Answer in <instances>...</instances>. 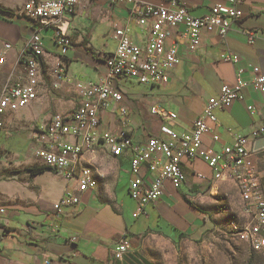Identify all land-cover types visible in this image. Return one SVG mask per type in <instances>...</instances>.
Masks as SVG:
<instances>
[{
    "label": "crops",
    "instance_id": "obj_1",
    "mask_svg": "<svg viewBox=\"0 0 264 264\" xmlns=\"http://www.w3.org/2000/svg\"><path fill=\"white\" fill-rule=\"evenodd\" d=\"M37 1L46 0H0V10L11 12L0 11V42L13 45L8 56L12 65L25 49L32 32L28 20L22 16L23 11ZM135 1L169 7L172 0ZM182 3L197 18L208 16L215 4H229L228 0H182ZM131 8L128 1L111 5L110 0H80L75 15L69 19L71 45L65 55L54 43V30L43 31H52L50 40L54 48L59 49L55 55L46 52L42 33L43 70L55 80L57 65L62 61L71 76L84 80L102 79L104 68L94 54L115 51L113 26L124 25ZM238 9L244 18L233 26L226 44L215 32L203 33L200 49L192 54L182 37L184 27L173 31L166 48L178 45L180 63L169 83L159 88L144 86L151 89L142 96L150 101L148 104L142 98L125 94L123 106L130 110L129 121L135 129L136 141L144 142L160 135L161 121L149 113L154 104L175 112L179 118L175 130L186 132L201 117L209 99L217 97L224 85L235 84L238 72L248 84L256 76L264 75V0H244ZM254 29L259 31L258 37L254 44H249L245 32ZM134 36L139 39L140 31L134 30ZM227 50L237 58L236 64L222 61ZM57 92L66 95V90ZM243 94L244 101L215 112L219 126L212 127L221 142L212 143L208 136L203 151H219L223 145L232 144L229 131L250 136L254 130L264 127V92L249 85ZM54 104L57 107L58 104ZM68 105L69 109H74V103L69 101ZM48 107V103L38 102L25 114L37 119ZM248 107H253L255 113L251 114ZM103 117L113 125L110 116L103 114ZM40 123L44 122L36 125ZM31 137L32 132L30 143ZM97 156L96 167L103 160L108 167L104 170L97 167L103 178L93 195L83 197L81 206L66 205L56 209L57 202L66 193L67 183L52 171L34 177L22 174L0 181V264H162L166 249L205 242L217 230L214 218L188 201L189 194L199 190L206 192L204 198L211 196L210 186L196 177L197 174L207 179L212 177L210 168L201 159L183 164L186 181L179 189L166 183L159 201L139 212L128 193L129 158H115L102 151ZM123 178L126 186L122 191L120 180ZM124 241L129 251L118 259L116 250Z\"/></svg>",
    "mask_w": 264,
    "mask_h": 264
},
{
    "label": "built area",
    "instance_id": "obj_2",
    "mask_svg": "<svg viewBox=\"0 0 264 264\" xmlns=\"http://www.w3.org/2000/svg\"><path fill=\"white\" fill-rule=\"evenodd\" d=\"M125 1L130 2L132 8L124 25L113 26L115 51L94 54L102 63L104 77L84 80L71 76L61 61L54 74L52 89L66 90L73 96L74 109L66 114H53L47 122L36 125L32 130L31 152L23 157L15 155V163L45 167L61 174L67 187L65 195L56 204L59 210L66 205L81 206L84 196L97 191L103 178L96 167L99 151L115 158L128 157V193L138 211L144 212L149 205L159 201L165 193L166 183H171L175 189L185 183L182 170L185 162L201 159L210 168L212 177L207 179L201 174L196 177L210 186L211 196L219 192L221 184H232L239 193L247 221L232 222L230 232L252 252L264 257V185L256 157L260 152L253 150L254 142L264 136V127L254 130L250 136L229 131L232 144L223 145L219 151H203L208 136L212 143L221 142L212 127L219 126L215 112L244 101L243 92L249 85L264 92V75L256 76L248 84L238 72L235 84L224 85L217 97L209 99L201 117L186 132L175 130L179 119L175 112L154 104L149 113L161 121L160 135L144 142L134 138L130 110L123 106L126 93L119 85L123 81L136 80L142 86H166L180 63L178 45L166 48V41L173 31L184 27L182 37L192 54L200 49L203 33L215 32L226 44L233 26L244 18L238 9L244 0H228V5L215 4L208 16L200 18L192 16L182 0H172L169 7L135 0H110V4ZM79 3L80 0L37 1L23 11L22 16L28 20L32 32L0 92V137L6 131L8 115L29 108L38 99L44 75L41 61L43 31L54 30V43L65 55L71 45L69 19L75 15ZM136 29L140 31L139 39L134 36ZM258 33L256 29L245 32L249 44H254ZM12 50L11 43L0 42V65L8 62ZM221 59L232 64L238 62L229 50ZM248 110L255 113L253 107ZM103 114L113 119V125L104 120ZM90 155L93 156L88 158ZM205 194L204 190L190 193L188 201L196 204ZM1 249L0 243V254ZM128 251V243L121 242L115 257L120 259Z\"/></svg>",
    "mask_w": 264,
    "mask_h": 264
},
{
    "label": "rangeland",
    "instance_id": "obj_3",
    "mask_svg": "<svg viewBox=\"0 0 264 264\" xmlns=\"http://www.w3.org/2000/svg\"><path fill=\"white\" fill-rule=\"evenodd\" d=\"M50 32L43 33L47 47L45 51L55 55L59 49L52 45ZM13 66L14 64L9 62L0 65V92L9 78ZM53 82L52 77L47 74V71H44L38 99L29 108L6 119V131L0 140V181H7L8 178L14 176L19 177L24 174L26 169L33 166L26 163L16 164L15 155L23 157L31 152L32 144L29 142V138L38 122H45L51 114H65L71 111L68 102L74 103V97L69 93L61 95L54 91L52 89ZM121 86L131 98H142L144 93L151 91L150 88L138 84L136 80L123 81ZM143 100L147 104L150 102L147 99ZM38 102L48 103V109L43 110L37 119L28 117L25 113ZM54 103L58 104L57 107ZM92 156L90 155L88 158ZM256 157L264 184V152L259 153ZM100 164L102 166L97 165L100 170L108 167L104 160ZM125 186L126 181L123 178L120 180L122 191ZM196 204L214 218L217 230L205 242L187 243L183 248L166 249L167 254L162 264H264L263 256L254 254L245 244L234 238L229 230L232 222L247 221L239 193L234 185L225 184L214 196L208 195Z\"/></svg>",
    "mask_w": 264,
    "mask_h": 264
},
{
    "label": "trees",
    "instance_id": "obj_4",
    "mask_svg": "<svg viewBox=\"0 0 264 264\" xmlns=\"http://www.w3.org/2000/svg\"><path fill=\"white\" fill-rule=\"evenodd\" d=\"M0 11H3L5 13H11L10 11L8 10H0ZM263 152V151H262ZM261 153V152H260ZM50 170L48 168H45V167H40V166H32L31 168H28L25 170L24 174H28L30 175L31 177H34V176H38V175H41L43 173H46V172H49ZM264 185V184H263ZM254 253V252H253ZM255 254V253H254Z\"/></svg>",
    "mask_w": 264,
    "mask_h": 264
},
{
    "label": "water",
    "instance_id": "obj_5",
    "mask_svg": "<svg viewBox=\"0 0 264 264\" xmlns=\"http://www.w3.org/2000/svg\"><path fill=\"white\" fill-rule=\"evenodd\" d=\"M253 150H254V152H262V151H264V136L259 138V139H257L254 142ZM59 175H61V174L59 173Z\"/></svg>",
    "mask_w": 264,
    "mask_h": 264
}]
</instances>
